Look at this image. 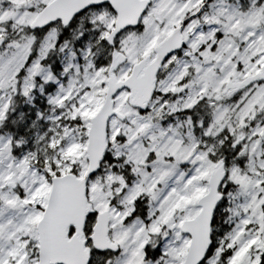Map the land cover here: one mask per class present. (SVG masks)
<instances>
[{
  "label": "snow or ice",
  "instance_id": "6c2138e0",
  "mask_svg": "<svg viewBox=\"0 0 264 264\" xmlns=\"http://www.w3.org/2000/svg\"><path fill=\"white\" fill-rule=\"evenodd\" d=\"M0 264H264V0H0Z\"/></svg>",
  "mask_w": 264,
  "mask_h": 264
}]
</instances>
